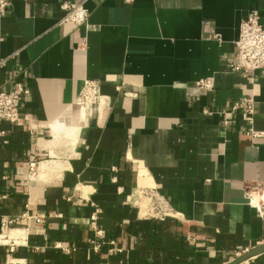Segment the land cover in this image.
<instances>
[{"label":"crops","instance_id":"obj_1","mask_svg":"<svg viewBox=\"0 0 264 264\" xmlns=\"http://www.w3.org/2000/svg\"><path fill=\"white\" fill-rule=\"evenodd\" d=\"M64 1L0 14V90H30L21 121L0 123V264H230L263 244L264 206L244 193L264 182V137L239 111L221 125L252 95L264 130V70L227 69L264 0H87L80 26ZM86 80L103 98L81 111Z\"/></svg>","mask_w":264,"mask_h":264},{"label":"built area","instance_id":"obj_2","mask_svg":"<svg viewBox=\"0 0 264 264\" xmlns=\"http://www.w3.org/2000/svg\"><path fill=\"white\" fill-rule=\"evenodd\" d=\"M86 1L66 0L61 2L60 7L64 11L61 22H71L76 26L86 24L89 16L88 8L85 5ZM7 7L8 0H0V14H3ZM234 45L235 59L228 65L229 71H243L247 75L253 74L257 70H264V22L260 21L257 11L250 12L240 22L238 37ZM195 85L200 89H212L213 87L211 79L199 80ZM29 94V88L21 82H16L9 91L0 90V123H19L21 121L19 104L24 102ZM102 98L99 85L94 81L86 80L77 103L86 102L89 104V108H93L100 106ZM238 111L247 124L245 133L251 138L264 137V130H257L254 127V97L252 95L245 96L232 104L227 113L228 116L223 119L222 128L229 125L232 114ZM204 113L208 114L209 112L205 110ZM150 193L153 194V192ZM244 194L246 202L261 212L264 206V182H253L246 185ZM153 208L162 214L167 210L163 201H156ZM36 219L41 221L40 217H36ZM13 222L14 220H8L4 225H11ZM97 233L101 235V231H97ZM95 244V249H98L99 245Z\"/></svg>","mask_w":264,"mask_h":264},{"label":"water","instance_id":"obj_3","mask_svg":"<svg viewBox=\"0 0 264 264\" xmlns=\"http://www.w3.org/2000/svg\"><path fill=\"white\" fill-rule=\"evenodd\" d=\"M264 252V243L253 248L252 250L246 252L245 254H243L242 256L238 257L237 259L233 260L230 264H239L245 260H248L249 258L258 255L260 253Z\"/></svg>","mask_w":264,"mask_h":264},{"label":"bare ground","instance_id":"obj_4","mask_svg":"<svg viewBox=\"0 0 264 264\" xmlns=\"http://www.w3.org/2000/svg\"><path fill=\"white\" fill-rule=\"evenodd\" d=\"M84 109V108H83ZM83 113V112H81ZM77 120V119H76ZM72 123H75V122H72ZM64 129V126L61 124V123H55L53 125V130H54V133L55 134H58L60 133L62 130ZM68 130V129H67Z\"/></svg>","mask_w":264,"mask_h":264},{"label":"rangeland","instance_id":"obj_5","mask_svg":"<svg viewBox=\"0 0 264 264\" xmlns=\"http://www.w3.org/2000/svg\"><path fill=\"white\" fill-rule=\"evenodd\" d=\"M78 107H79V109L81 110V111H84V110H86V109H88L89 108V104L88 103H81V104H78ZM84 108V109H83ZM142 201H144V202H142L144 205H145V207H147V203H145L146 202V199H141ZM143 206V205H142ZM158 211V210H157ZM159 212V211H158Z\"/></svg>","mask_w":264,"mask_h":264}]
</instances>
